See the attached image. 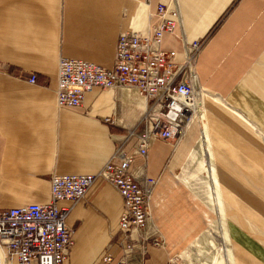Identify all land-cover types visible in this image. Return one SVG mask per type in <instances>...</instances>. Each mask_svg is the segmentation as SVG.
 <instances>
[{
    "label": "crops",
    "instance_id": "0c3cea01",
    "mask_svg": "<svg viewBox=\"0 0 264 264\" xmlns=\"http://www.w3.org/2000/svg\"><path fill=\"white\" fill-rule=\"evenodd\" d=\"M159 4L180 10L181 22L162 43L176 61L187 42L207 38L197 63L206 100L201 122L176 142L155 140L143 156L137 137L128 136L147 109L139 91L95 88L82 106L61 108L58 67L66 56L110 68L120 32L152 31ZM23 72L37 73L38 82ZM204 135L229 264H264V0H0V209L47 203L53 174L97 173L121 145L133 157L130 172L156 180L147 232L164 242L147 244L144 263L227 264L217 255L219 214L187 181ZM60 205L71 207L74 230L67 264H102L107 251L123 257L124 206L115 185L97 179L84 199Z\"/></svg>",
    "mask_w": 264,
    "mask_h": 264
},
{
    "label": "built area",
    "instance_id": "2783aa9c",
    "mask_svg": "<svg viewBox=\"0 0 264 264\" xmlns=\"http://www.w3.org/2000/svg\"><path fill=\"white\" fill-rule=\"evenodd\" d=\"M157 13L161 22L149 33L134 29L120 32L110 68L66 56L60 57L58 67L56 100L61 108L82 106L87 93L95 88L129 86L139 91L147 109L140 122L128 130V136L137 137L143 156L157 139L176 142L182 138L195 119L201 121L206 100V93L198 87L197 63L207 38L187 42L184 59L176 61L177 52L164 50L162 43L164 35L174 33L181 22L180 10L159 4ZM23 75L31 83L39 80L35 72ZM132 162L133 157L120 145L97 173L53 174L47 203L0 209V264H67L74 246V230L67 222L71 207L60 203L84 199L97 179L115 185L124 206L119 221L124 255L116 260L107 251L102 264H145L147 244L161 246L164 241L158 233L147 232L151 223L149 201L156 180H138L130 172ZM135 231L138 237L133 236ZM169 264L179 263L171 258Z\"/></svg>",
    "mask_w": 264,
    "mask_h": 264
},
{
    "label": "rangeland",
    "instance_id": "374dc122",
    "mask_svg": "<svg viewBox=\"0 0 264 264\" xmlns=\"http://www.w3.org/2000/svg\"><path fill=\"white\" fill-rule=\"evenodd\" d=\"M196 120L201 122L199 119H195L192 122V124ZM205 136L207 137V135ZM208 141H209V138H208ZM201 143H202V140H200L197 148L192 152L189 158V162L187 165L188 166L187 171L191 172V175L190 174L188 175L187 181L188 183L191 182L190 185L197 191V193H199L201 198L205 200L206 202H208L215 209V211H217L220 217V223L222 222V228H224L223 226L224 218L221 212L220 200L217 195L218 193H217V189H216V185L214 181L215 177L213 176V174H211L212 171L211 172L209 171V168L206 164L207 162L205 161V158L202 153ZM199 146H201V148ZM220 227H221V224L217 228L219 231H220ZM223 233H224V237L226 238L225 239L226 243H225V246H222L223 252L221 251V253H218L219 251L216 250L217 251L216 254L218 253L217 255H222L221 259L227 264H229L230 250L228 248V241H227V235L225 233V229H223Z\"/></svg>",
    "mask_w": 264,
    "mask_h": 264
},
{
    "label": "bare ground",
    "instance_id": "6f19581e",
    "mask_svg": "<svg viewBox=\"0 0 264 264\" xmlns=\"http://www.w3.org/2000/svg\"><path fill=\"white\" fill-rule=\"evenodd\" d=\"M207 134V133H206ZM209 141H208V138L204 135V137H203V139H202V143H201V146H202V153H203V156H204V158H205V161L207 162L206 164H207V166H208V168H209V171L211 170L210 169V164H209V158H208V151H209V143H208ZM201 146H200V148H201ZM211 172V171H210ZM215 197H216V195H215ZM221 224V227H220V237L222 238V240H223V244H222V246H225V243H226V241H225V237H224V233H223V228H222V222L220 223ZM221 240V241H222Z\"/></svg>",
    "mask_w": 264,
    "mask_h": 264
},
{
    "label": "water",
    "instance_id": "95a60500",
    "mask_svg": "<svg viewBox=\"0 0 264 264\" xmlns=\"http://www.w3.org/2000/svg\"><path fill=\"white\" fill-rule=\"evenodd\" d=\"M198 87H199V85H198Z\"/></svg>",
    "mask_w": 264,
    "mask_h": 264
}]
</instances>
